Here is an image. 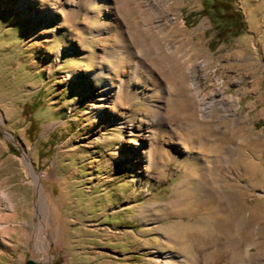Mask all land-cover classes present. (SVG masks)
I'll return each instance as SVG.
<instances>
[{
    "label": "rangeland",
    "instance_id": "374dc122",
    "mask_svg": "<svg viewBox=\"0 0 264 264\" xmlns=\"http://www.w3.org/2000/svg\"><path fill=\"white\" fill-rule=\"evenodd\" d=\"M33 1L40 11L56 7V21L25 20L14 11L20 0H0V264H156L165 249L187 264H264V0H237L246 30L220 43L209 18L191 14L201 0H166L162 10L167 38L203 63L206 84L226 101L207 131L223 147L222 174L207 190L214 200L220 187L225 203L210 207L195 199L199 166L186 169L179 155L163 180L140 177L133 192L140 175L119 156L139 132L97 115L83 96L90 81L67 78L75 64L81 76L99 67L85 15L66 22L65 0ZM110 12L87 25L109 28ZM69 43L77 48L62 56Z\"/></svg>",
    "mask_w": 264,
    "mask_h": 264
},
{
    "label": "bare ground",
    "instance_id": "6f19581e",
    "mask_svg": "<svg viewBox=\"0 0 264 264\" xmlns=\"http://www.w3.org/2000/svg\"><path fill=\"white\" fill-rule=\"evenodd\" d=\"M165 2L65 0L61 5L63 20L75 23L79 13L85 15V24L81 27L90 34L88 52L99 63L97 69L83 76L75 64L67 70V78L74 81L82 77L90 81L83 96L87 97L90 108L97 115L109 112L120 126H126L130 132L134 129L139 132L141 141L134 142L129 146L128 153L119 156V160H129L127 164L135 174L140 175L133 192L142 183L140 177L163 180L166 177L164 170L179 155L186 169L199 166L196 175L200 187L197 189L200 195L195 198L197 204L210 207L211 202L217 200L216 205L222 206L225 199L219 194L220 187L215 185L216 189H212L215 198L216 194L218 198L211 200L207 183L211 180L215 183L222 174L218 158L223 147L219 140L208 136L207 131L216 129L220 121L213 119L211 113L215 109L225 110L226 101L223 91L206 84L207 73L202 71L203 63L180 54L167 38L164 24L171 19L162 14ZM107 9L111 10L109 28L87 25L90 20H106L108 17L103 12ZM40 10L33 0H20L14 8L26 17L25 20L46 18L56 21V7ZM66 34L70 35V29H66ZM38 35L37 31L30 37ZM98 40L102 45L96 51L94 43ZM74 48L77 46L69 43L62 46L59 52L66 56ZM56 63L61 61L57 59ZM231 102L236 104L238 99L233 98ZM135 115H138L136 123L132 119ZM176 121L180 131L175 129ZM154 166L157 167L155 172L152 171ZM40 203L48 211V202L41 197ZM156 257V264H161L160 257L174 264H187L186 256L177 255L169 249L162 250Z\"/></svg>",
    "mask_w": 264,
    "mask_h": 264
},
{
    "label": "trees",
    "instance_id": "16d2710c",
    "mask_svg": "<svg viewBox=\"0 0 264 264\" xmlns=\"http://www.w3.org/2000/svg\"><path fill=\"white\" fill-rule=\"evenodd\" d=\"M202 9L193 16H207L216 31V42L220 43L227 37H236L246 30V21L237 0H201ZM34 124L37 120L32 118ZM35 131L38 129L36 125L32 127Z\"/></svg>",
    "mask_w": 264,
    "mask_h": 264
},
{
    "label": "water",
    "instance_id": "95a60500",
    "mask_svg": "<svg viewBox=\"0 0 264 264\" xmlns=\"http://www.w3.org/2000/svg\"><path fill=\"white\" fill-rule=\"evenodd\" d=\"M25 264H60V263L58 261L52 262V263H42V262H38L34 259H28Z\"/></svg>",
    "mask_w": 264,
    "mask_h": 264
}]
</instances>
